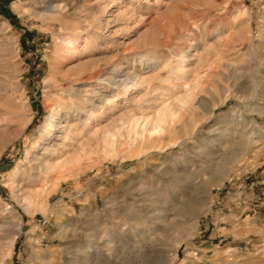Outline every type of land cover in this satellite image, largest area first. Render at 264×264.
I'll return each mask as SVG.
<instances>
[{"label":"rangeland","instance_id":"374dc122","mask_svg":"<svg viewBox=\"0 0 264 264\" xmlns=\"http://www.w3.org/2000/svg\"><path fill=\"white\" fill-rule=\"evenodd\" d=\"M195 44L202 61L191 57L187 79L204 78L180 120L132 147L124 130L111 154L93 140L72 177L27 181L53 107L61 124L89 122L73 150L127 110L148 115L182 94L168 70ZM114 67L147 82L102 104L92 93L112 96L103 79ZM63 135L57 129L47 144L68 150ZM16 168V184L42 191L28 209L11 188ZM128 208L136 241L132 225L118 233ZM86 212L98 220L90 232L123 239L117 252L99 243L97 264H264V0H0V225L11 217L19 229L0 264H54L65 230Z\"/></svg>","mask_w":264,"mask_h":264},{"label":"bare ground","instance_id":"6f19581e","mask_svg":"<svg viewBox=\"0 0 264 264\" xmlns=\"http://www.w3.org/2000/svg\"><path fill=\"white\" fill-rule=\"evenodd\" d=\"M79 41H80V37L78 36L75 38L68 39L67 47L68 46L75 47ZM70 51L72 54L74 53L73 48H70ZM182 52L183 53L180 54L175 59L176 61L175 65L171 66L168 70L169 72L175 73L180 79V81H182V85L180 86V88L183 89L182 94H180L176 98H173L171 101L169 100V102H167L168 100L167 101L164 100L162 102L157 103L155 106L151 108V112L148 115L142 113L140 116H135V114H132V112L130 113V110L129 111L127 110L119 118L114 119L113 121H111V123L102 127L100 130L95 129L91 137L87 138V140L85 141H81L79 144L77 143L78 147H76L77 146L76 145L73 150L71 149V146H73V144L75 143L76 137L80 136L83 133L84 129L88 127L89 122L87 123L85 121L84 128H82L81 130H79L77 126L75 127L72 126L68 120H66L64 124H61L62 122L58 121L61 108H59L58 106L53 107L52 108L53 112L48 117L42 133L40 134L39 138L36 140L35 144L33 143L34 144V146H32L33 151L31 150L32 152L31 156H33V158L31 159L30 169L34 173H31L29 175L32 176V178L29 177L27 181L30 182L31 180L35 179L39 173L41 174L48 171H59L61 173V178H65L67 176H71L77 173L83 159H85V156L88 153H90V148L92 147L91 142L93 140H97L101 142L102 144L101 147L104 153L111 154L118 151L117 150L118 141L119 138L123 136L124 130L127 132L126 140L129 146L132 147L135 144V142L138 140V138L142 137L143 133L148 129H149L148 133L150 136L159 135L164 132L165 126L167 125L171 126L177 120H180L182 111H184L190 106V104L192 103L195 97V91L201 87L202 79L204 78V75L198 73L197 74L198 76L193 80V82H189L187 79V75H189L188 74L189 67H187L186 63L188 61H191V57L192 59L197 58L199 61H202L201 52L199 50L198 44L192 45L191 48H188L185 51L183 50ZM153 65H154L153 71H155L159 66H157V62H153ZM167 65L168 64L166 63V66ZM121 72L122 71L119 70V68L114 67L111 76L103 79L108 85H111L112 87L116 88V90L115 89L112 90L113 91L112 96L110 97L106 95L100 96V93L106 90L104 87L100 91H96V90L95 92L92 91L94 97H98V99H100V102L102 104H107L111 102L113 103L114 99L120 96L121 94L119 91L120 89H122L123 92L126 93L129 92V90L133 89L134 87L135 88L142 87L144 83L146 84L147 82V80L144 78L142 74L132 76L130 74H120ZM84 101H86L87 103V104L85 103L86 105H89L90 98H85ZM88 113H90L88 115L90 120L95 118L94 111L91 112L89 111ZM140 126L143 127V130H139ZM57 129L59 130L62 129V131H64V133L66 134L65 136L63 135L64 136L63 141L61 140L62 143L60 144V146H63L65 149L68 150H58L54 145L47 144V140L53 135V132H55ZM250 142L254 143V140L252 139L250 140ZM246 145L247 144L245 143V146ZM40 149L42 150V153L36 152ZM29 154L30 152L27 154V158L29 157L28 156ZM54 155H58L59 157L58 161L57 160H54V162L52 161ZM18 171H19L18 168H16L13 171V175L11 176L12 177L11 182L13 184L11 188L17 189V196L19 198V201L22 203L25 209H28L29 206H31V204L35 203L36 198L40 197L42 191L40 190L34 191L31 189H26L27 187H25L23 183L16 184L17 182L16 175L19 174ZM135 214L136 212L134 209L128 208V212L124 214L126 215L125 217H127L126 219L127 223H124L123 229L120 232H118L119 234L122 235L128 229H130L128 228V225L130 226L132 225V228L133 227L134 228L128 235L129 240L132 241L138 240L136 237V233L138 234L137 227H139V223H137L134 220L136 219L134 217ZM82 218L83 221L77 225L78 229L76 226L65 230L66 233H64L63 235L65 234L66 235L64 236L63 245H61L55 250V253L58 254L59 259L57 261L55 260L56 262L54 264L57 263L58 264H90L91 261L94 262L95 264L100 263V261L104 259L103 258L104 256L103 257L101 256L100 251L98 252V247H99L98 245L101 242L104 243V245L106 246V248H108V250H116L117 252L118 251L117 249L122 248L123 239L115 240L114 237L112 238L110 235L107 236V235L90 232L92 228H94L95 230L98 229L97 228L98 220L95 218H91L90 213L86 212ZM117 222L118 221H116L115 223L117 224ZM11 223H12V218L5 217L3 220H1V225H0V228L2 229L0 231V253L3 251V249H7V251L9 250V253L7 255L10 256L12 253V247L19 233L18 228L16 229L11 228L12 227ZM79 227L81 228L79 229ZM113 227L114 226L109 225L108 227L109 234L110 232L113 231ZM111 234H113V232Z\"/></svg>","mask_w":264,"mask_h":264}]
</instances>
